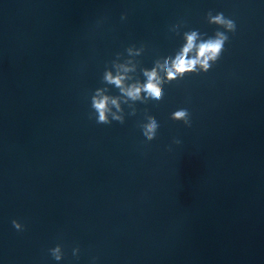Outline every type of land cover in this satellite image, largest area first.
I'll return each instance as SVG.
<instances>
[{"label": "water", "instance_id": "water-1", "mask_svg": "<svg viewBox=\"0 0 264 264\" xmlns=\"http://www.w3.org/2000/svg\"><path fill=\"white\" fill-rule=\"evenodd\" d=\"M192 32L229 39L161 68L159 101L105 79L146 83ZM0 264H264V0H0Z\"/></svg>", "mask_w": 264, "mask_h": 264}, {"label": "clouds", "instance_id": "clouds-1", "mask_svg": "<svg viewBox=\"0 0 264 264\" xmlns=\"http://www.w3.org/2000/svg\"><path fill=\"white\" fill-rule=\"evenodd\" d=\"M210 18L211 23L219 24L223 27H226L229 31L235 32L236 24L232 19H228L221 12L217 15L213 16L211 11L207 14ZM126 14L122 16V19H126ZM187 44L183 48V51L176 56L174 60L169 62L166 60L163 65L157 64V67L151 70H145L144 75L147 77V82L141 85H132L130 87L124 86V81L126 77L124 75H116L114 76L111 72H108L105 76V79L111 83L115 84L117 88L121 90L122 93L126 94L128 97L133 100L140 98L141 93H147L149 97L154 98L159 101L162 97V92L160 88L161 78L159 76V70L163 68V70L167 73V77L169 80H173L176 76L183 75L187 72L195 71L197 65L203 68L204 71H207L210 67L209 61H215L219 55L221 54L222 49L224 48V43L229 38L223 32H217L216 37L213 39H208L206 41L201 42L199 45L196 44V40L198 37L197 32H192L190 34H186ZM195 49L196 55L189 59V53ZM131 52L132 50L129 49ZM130 69L125 68V71H129ZM113 105H116L119 108L118 101L116 99H111L108 96H104L102 94V90L97 91V95L93 97L92 106L98 112V121L97 123L108 124L110 121L108 120V112L109 109V101ZM187 111L180 110L173 113V119L181 120L187 118ZM113 119L123 121V118L113 114ZM158 125L155 119L150 118V122L145 126L144 134L145 136L151 140L155 137V132ZM12 224L14 228L18 231L24 230V225L20 223L18 220H13ZM52 257L56 261H60L64 258V253L62 252L61 245H57L54 248L49 249ZM79 252V248H75L73 250V255H77Z\"/></svg>", "mask_w": 264, "mask_h": 264}]
</instances>
